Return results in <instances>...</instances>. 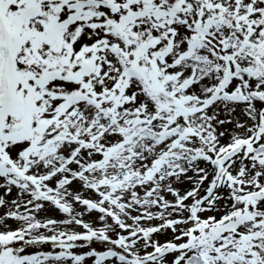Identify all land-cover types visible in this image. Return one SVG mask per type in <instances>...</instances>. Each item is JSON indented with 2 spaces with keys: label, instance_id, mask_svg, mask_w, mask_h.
Here are the masks:
<instances>
[{
  "label": "snow or ice",
  "instance_id": "6c2138e0",
  "mask_svg": "<svg viewBox=\"0 0 264 264\" xmlns=\"http://www.w3.org/2000/svg\"><path fill=\"white\" fill-rule=\"evenodd\" d=\"M0 209V264H264V0H0Z\"/></svg>",
  "mask_w": 264,
  "mask_h": 264
},
{
  "label": "rangeland",
  "instance_id": "374dc122",
  "mask_svg": "<svg viewBox=\"0 0 264 264\" xmlns=\"http://www.w3.org/2000/svg\"><path fill=\"white\" fill-rule=\"evenodd\" d=\"M85 195H87V193H85ZM2 211H3V210L0 209V212H2ZM48 215L56 216V217H58V218L61 216V214H60L57 210H55V209L50 210L49 213H48ZM86 219H87V217H86ZM9 223H10L12 226H15L14 221H9ZM161 239H163V238H161ZM45 247H47V246H45Z\"/></svg>",
  "mask_w": 264,
  "mask_h": 264
},
{
  "label": "bare ground",
  "instance_id": "6f19581e",
  "mask_svg": "<svg viewBox=\"0 0 264 264\" xmlns=\"http://www.w3.org/2000/svg\"><path fill=\"white\" fill-rule=\"evenodd\" d=\"M161 238H163V237H161Z\"/></svg>",
  "mask_w": 264,
  "mask_h": 264
}]
</instances>
